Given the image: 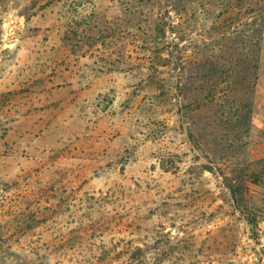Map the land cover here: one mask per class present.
<instances>
[{"label":"rangeland","instance_id":"1","mask_svg":"<svg viewBox=\"0 0 264 264\" xmlns=\"http://www.w3.org/2000/svg\"><path fill=\"white\" fill-rule=\"evenodd\" d=\"M0 264H264V0H0Z\"/></svg>","mask_w":264,"mask_h":264},{"label":"trees","instance_id":"2","mask_svg":"<svg viewBox=\"0 0 264 264\" xmlns=\"http://www.w3.org/2000/svg\"><path fill=\"white\" fill-rule=\"evenodd\" d=\"M250 222V221H249ZM250 223H252V222H250Z\"/></svg>","mask_w":264,"mask_h":264}]
</instances>
